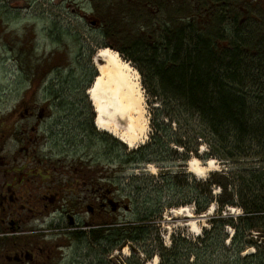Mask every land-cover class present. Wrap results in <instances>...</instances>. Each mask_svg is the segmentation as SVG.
Segmentation results:
<instances>
[{
  "label": "rangeland",
  "instance_id": "374dc122",
  "mask_svg": "<svg viewBox=\"0 0 264 264\" xmlns=\"http://www.w3.org/2000/svg\"><path fill=\"white\" fill-rule=\"evenodd\" d=\"M188 1L190 5L184 8L188 12L184 11L181 16L191 14L199 20L204 18L196 11L195 1ZM227 4L235 8L236 24L233 20L226 23V38L221 43L229 45L236 28L249 32L248 41H251L250 32L253 31L257 36L255 39L264 43V0H228ZM154 11L146 8L135 23L129 21L114 26L101 19L92 0H0V189L9 187L19 199L13 209H7L1 217L0 264H30L5 261L4 255L14 242L25 241L29 245L35 241L40 246H47L57 239L68 245V234L78 231L80 238L73 245L80 248L82 258L77 263L82 264H101L100 261L104 264H130L129 261L147 264L155 257L156 264H160L156 255L160 245L169 248L172 239L179 237L191 243L209 237L205 240L211 243L220 232L227 235L224 244L228 247L232 227H222L216 222V232L207 236L205 231L210 230L212 220L217 218L216 199L234 200L237 178L242 179L245 171H264V151L259 146L253 143L236 151L234 158H219L216 155L221 146L208 135V141H198L197 153H187L172 144L166 145L175 138L178 128L170 123V138L165 134L161 137L166 147H161L151 157V162L138 163L127 157L131 151L151 142L153 123L167 125L163 115L169 109L161 107L160 101L150 94L154 89L162 91L156 83V69L149 61L150 54H145L144 49L130 51L124 48V53L119 49L135 40L142 47L146 45L153 33L149 24L150 20L154 21L150 18L156 14ZM166 15L161 14L159 18L166 19ZM153 28L158 29L154 24ZM103 47L116 51L139 77L149 123L147 139L134 148H117L111 141V137L114 138L111 134L94 126L95 114L86 90L97 75L92 58ZM172 150H176V154ZM219 151L220 156L226 153ZM192 159L201 165L212 159L215 164L206 177L200 178L188 170ZM164 174L172 177L168 185L162 183ZM209 178L226 189L214 185L211 189L214 199L203 214L210 212L197 214L193 206L196 182L204 183ZM56 182H59L56 187L62 188L59 198L65 197L63 201L47 208L36 205L37 198L49 197L56 191V188L48 189ZM91 183L97 184V194L92 193ZM106 196L128 209L120 207L117 212L109 210L106 215L98 212L92 215L87 211V205L97 209ZM170 203L179 205L167 207ZM181 207L190 208L192 217L175 215L172 210ZM28 208H35L36 212ZM233 208L222 217L231 219L241 231L238 218L244 213L239 206ZM72 211L76 212L74 223L77 228L75 224L69 228ZM144 218H149L156 233L144 232V241L139 247L127 242L124 248H114L106 253L108 246L84 236L92 225L107 221L122 225ZM51 225L58 226L61 231L48 232ZM251 234L258 249L247 247L240 255L243 261L239 264H264V239L256 231ZM125 248L127 256L123 254ZM192 258L190 256L189 263ZM221 262L226 264L224 258Z\"/></svg>",
  "mask_w": 264,
  "mask_h": 264
},
{
  "label": "trees",
  "instance_id": "16d2710c",
  "mask_svg": "<svg viewBox=\"0 0 264 264\" xmlns=\"http://www.w3.org/2000/svg\"><path fill=\"white\" fill-rule=\"evenodd\" d=\"M194 1L196 11L204 16L200 20L191 14L181 16L184 11L188 12V0H92L101 19L114 26L129 21L135 23L146 8L156 10L154 16L150 15L154 20L149 24L153 33L146 45L142 47L135 40L119 48L121 53L128 48L130 51L144 49L145 54H150L149 61L156 69L158 80L155 82L162 89L161 92L154 89L150 94L160 101L161 107L169 109L163 115L167 125L153 123L151 142L128 154L130 160H138V163L151 162V157L169 144L195 154L198 141H208V135L221 146L219 150L226 152L220 156L217 149L219 158H234L236 151L253 143L264 151V43L255 39L257 36L253 31L250 32L251 41H248L249 32L236 28L229 45H223L226 23L233 20L236 24L235 8L227 4L228 0ZM161 14H167L166 19H160ZM153 24L158 29H154ZM170 123L178 127L177 133L174 139L163 145L162 134L170 138ZM111 141L117 148L126 149V145L115 138L111 137ZM172 152L176 154L177 151ZM171 178L162 175V183L168 185ZM236 180L235 199H216L217 220L213 219L210 230L205 231L207 236L216 232V222L222 227H232L233 235L228 247L224 244L227 235L221 232L211 243L205 240L209 237L197 239L195 243L179 237L172 239L169 248L158 247L156 255L160 264H222L223 258L226 264H239L242 260L240 255L247 247L258 249L251 232H258L264 239V171H245L244 177ZM216 184L226 189L211 178L204 183L196 182L193 206L197 214L208 209L214 199L211 189ZM232 185L235 189V183ZM178 205L166 204L167 207ZM237 206L244 213L238 218L242 224L241 231L231 219L222 217L227 207ZM151 224L149 218L122 225L107 221L92 225L84 236L92 242L104 243L109 247L107 253L127 242L139 247L144 241V232L156 233ZM142 253L151 256L146 250ZM190 256L193 257L192 263H189Z\"/></svg>",
  "mask_w": 264,
  "mask_h": 264
},
{
  "label": "bare ground",
  "instance_id": "6f19581e",
  "mask_svg": "<svg viewBox=\"0 0 264 264\" xmlns=\"http://www.w3.org/2000/svg\"><path fill=\"white\" fill-rule=\"evenodd\" d=\"M94 65L97 75L86 92L95 114L94 126L99 131L111 134L129 148H134L147 139L149 123L138 74L128 62L123 61L119 54L110 48L98 49L94 57ZM214 164L212 159L205 165L192 159L188 163V170L191 174L204 178L212 171ZM152 169L149 168L151 171ZM233 209L228 207L226 211L232 212ZM172 211L177 216L192 217L190 208L181 207ZM209 212L210 210L207 214ZM188 226L190 227V224ZM192 228L200 231L196 226L192 225ZM123 254L128 255L126 248ZM156 262L157 257L150 263L156 264Z\"/></svg>",
  "mask_w": 264,
  "mask_h": 264
},
{
  "label": "flooded vegetation",
  "instance_id": "af4514ba",
  "mask_svg": "<svg viewBox=\"0 0 264 264\" xmlns=\"http://www.w3.org/2000/svg\"><path fill=\"white\" fill-rule=\"evenodd\" d=\"M241 23H243V20H241ZM69 171V169L67 168ZM67 171V172H68ZM62 172V171H60ZM65 173V172H64ZM63 174V173H61ZM59 183V182H58ZM58 183H53L52 187L49 186L48 189L56 188L55 191L52 195L49 197L47 195H44L43 198H37L34 203L38 204V206H41L42 208H47L50 205H55L59 203V200L63 201L62 197L61 199L59 198L60 194L62 193V188L61 187H56ZM69 184L72 186V183L69 182ZM90 188L92 189V193L97 194L98 193V188L95 187L97 185L96 183H91ZM110 199L108 196H106L101 203L97 205V209H95L93 206H86L87 211L90 212L92 215H96L97 212L100 215H106L107 213H110L109 210L117 212L120 207H123L125 210L127 209L126 205L121 204L120 202H115L116 204H111ZM19 201L18 197H15L13 192L10 190L8 187L7 189H0V222H3L4 217V212L6 210H11L13 209L14 205ZM56 201H58L56 203ZM36 204V205H37ZM96 205V204H94ZM21 208H26L25 205H19ZM76 206V205H75ZM78 207V206H77ZM76 208V207H75ZM29 211L35 213V208H28ZM76 211V210H75ZM75 211H72L69 213V228H73V225L75 224L77 228L76 222L74 223L75 219ZM72 214V215H71ZM23 219V218H22ZM14 229V227L12 226ZM17 228H21L18 226ZM64 230V229H63ZM48 232L50 233H55V232H60L61 229H58V226H49ZM42 231H39L41 233ZM33 233V232H29ZM81 235V232H76V233H71L69 234L70 237V242L68 245L63 244L60 240L55 239L53 241V244L47 245V246H40L38 243L36 244L35 241H31L29 245H27L25 241H21L19 243L14 242L9 249H7L4 257L5 261H8L10 263H22L23 261L25 262H30V264H82V263H77L80 258H82L80 255V248L76 245H73V243H77ZM109 253V252H107ZM101 264H104L100 261ZM118 263H120L118 261ZM109 264V263H108Z\"/></svg>",
  "mask_w": 264,
  "mask_h": 264
}]
</instances>
